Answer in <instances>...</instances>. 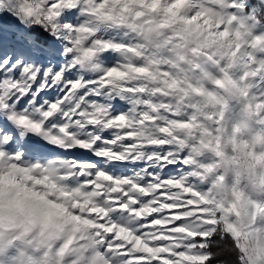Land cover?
I'll return each instance as SVG.
<instances>
[{
  "label": "snow or ice",
  "instance_id": "snow-or-ice-1",
  "mask_svg": "<svg viewBox=\"0 0 264 264\" xmlns=\"http://www.w3.org/2000/svg\"><path fill=\"white\" fill-rule=\"evenodd\" d=\"M0 264H264V0H0Z\"/></svg>",
  "mask_w": 264,
  "mask_h": 264
}]
</instances>
